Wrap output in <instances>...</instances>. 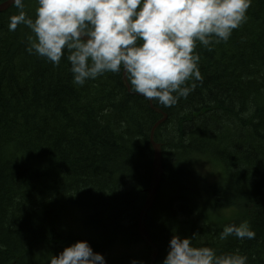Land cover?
I'll return each instance as SVG.
<instances>
[{"label":"trees","instance_id":"1","mask_svg":"<svg viewBox=\"0 0 264 264\" xmlns=\"http://www.w3.org/2000/svg\"><path fill=\"white\" fill-rule=\"evenodd\" d=\"M23 3L34 19L38 0ZM19 11L0 14V264H50L77 241L107 264H151L138 219L154 161L150 132L163 115L155 141L164 175L146 222L154 264L174 235L264 264V0H252L227 42L211 51L197 44L202 82L189 81L195 90L173 107L153 103L161 114L128 91L122 72L79 86L67 54L59 66L30 55L31 30H9ZM245 220L255 239H219Z\"/></svg>","mask_w":264,"mask_h":264},{"label":"clouds","instance_id":"2","mask_svg":"<svg viewBox=\"0 0 264 264\" xmlns=\"http://www.w3.org/2000/svg\"><path fill=\"white\" fill-rule=\"evenodd\" d=\"M252 0H38L35 18L23 11V0H11L20 11L10 17L9 30L26 25L33 36L26 51L59 66L71 65L73 84L83 86L105 73H123L130 92L169 108L195 90L203 77L197 44L209 51L227 42L247 21ZM252 240L248 221L227 224L219 239ZM192 237L174 235L162 264H248L235 252L218 254L196 246ZM50 264H107L88 241H77ZM131 264H139L133 260Z\"/></svg>","mask_w":264,"mask_h":264},{"label":"water","instance_id":"3","mask_svg":"<svg viewBox=\"0 0 264 264\" xmlns=\"http://www.w3.org/2000/svg\"><path fill=\"white\" fill-rule=\"evenodd\" d=\"M10 7H11V0H7L6 2L0 4V12L8 10ZM123 80L125 82L124 75H123ZM125 85L127 86L126 82H125ZM166 120H167V116L163 115V118L154 125V127L152 128L150 132V142L154 150V161H153L150 186L147 189V197L140 211L139 221H138L139 235L142 238V240H144L146 243L150 245V247H153L154 244L150 240L149 235L146 231V220H147L150 210L155 204L157 193L162 183V179L164 175V169H163V164H162V159H163L162 149H161V146L155 141V133L158 127L164 124ZM157 254L158 253L152 256V260L154 261L156 260Z\"/></svg>","mask_w":264,"mask_h":264},{"label":"bare ground","instance_id":"4","mask_svg":"<svg viewBox=\"0 0 264 264\" xmlns=\"http://www.w3.org/2000/svg\"><path fill=\"white\" fill-rule=\"evenodd\" d=\"M11 7H13V6L11 5ZM11 7H10V8H11ZM10 8H9V9H10ZM9 9H8V10H9ZM8 10L3 11V12H0V14H1V13H5V12H7ZM123 82H124V80H123ZM124 84H125V82H124ZM125 86H126V85H125ZM126 88L128 89L127 86H126ZM128 91H129V89H128ZM129 92H130V91H129ZM140 96H141V95H140ZM149 103H150V102H149ZM150 106H151V108H152L153 110H155L156 113L161 114V110L155 108L153 103H150ZM162 118H163V116H162ZM162 125H163V124H162ZM155 134H156V133H155ZM162 161H163V160H162ZM157 195H158V194H157ZM156 198H157V197H156ZM138 226H139V225H138ZM138 230H139V229H138ZM146 231H147V228H146ZM147 233H148V231H147ZM148 235H149V233H148ZM149 238H150V240L152 241V243L154 244L153 247H150V245H149L148 243H146L144 240H143V241L145 242L146 245H148V246L150 247V249H151V251H152L151 259H152V256H153L154 254L158 253V254H157V257H156V260H157L158 255H159V249H158L157 245H156V244L153 242V240L151 239L150 235H149ZM141 239H142V238H141ZM156 260H155V261L152 260V261H151V264H152V263H155Z\"/></svg>","mask_w":264,"mask_h":264},{"label":"rangeland","instance_id":"5","mask_svg":"<svg viewBox=\"0 0 264 264\" xmlns=\"http://www.w3.org/2000/svg\"><path fill=\"white\" fill-rule=\"evenodd\" d=\"M185 160H186V159H182V162L185 163ZM207 170H208V168L205 166L204 169H203V172L206 173ZM169 192H170V194H172V193L176 192V190H175L174 187H171V188H169ZM71 220L73 221V222H72L73 225H75V224L77 223V219H75V217H73ZM222 221H223V220H221L220 222H222Z\"/></svg>","mask_w":264,"mask_h":264}]
</instances>
